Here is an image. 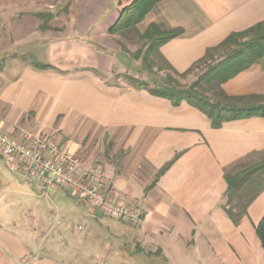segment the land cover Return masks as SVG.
<instances>
[{
    "label": "crops",
    "instance_id": "1",
    "mask_svg": "<svg viewBox=\"0 0 264 264\" xmlns=\"http://www.w3.org/2000/svg\"><path fill=\"white\" fill-rule=\"evenodd\" d=\"M124 5L0 0V130L19 140L25 134L52 136L85 164L102 168L120 200L143 218L134 226L87 204L86 224H78L69 241L70 230L54 213L64 217L78 206L59 194L43 195L28 181L9 182L0 187V201L9 191L19 193L29 223L13 225L18 221L12 212L0 216V264H264L256 230L264 217V189L238 224L222 208L225 172L264 159V116L214 128L186 100L174 105L132 84L129 68L141 61L120 45L140 38L153 23L182 28L152 55L183 73L232 32L263 21L264 0H161L135 28L112 34ZM31 57L52 68L35 67ZM222 86L231 96L264 94V62ZM94 147L102 155L95 157ZM96 158L102 165L92 162ZM59 240L68 245L66 254Z\"/></svg>",
    "mask_w": 264,
    "mask_h": 264
},
{
    "label": "trees",
    "instance_id": "2",
    "mask_svg": "<svg viewBox=\"0 0 264 264\" xmlns=\"http://www.w3.org/2000/svg\"><path fill=\"white\" fill-rule=\"evenodd\" d=\"M160 1L118 0L120 4L126 2V5L121 8L119 18L109 32L115 34L135 28ZM46 27L44 24L40 25L42 30ZM182 33V28L162 29L153 23L140 34V37L147 42L146 54L152 55L162 43ZM159 58L165 62L167 73L155 79L156 85L151 88L147 87L146 82H140L138 86L147 88L156 96L170 99L174 105L186 100L205 113L214 128H219L231 120L264 116V94L231 96L222 86L242 70L255 63L264 62V20L246 30L232 32L218 45L209 47L206 54L183 73L175 71L162 55H159ZM30 60L35 67L52 68L35 57H31ZM188 76L194 78L189 82L180 80ZM126 78L132 84L139 82L137 77ZM170 164L160 169L156 180ZM258 175H264V159L246 168L225 172L228 186L222 208L235 224H238L247 213L248 204L264 189V178L261 182L255 180ZM254 183H256L254 189L247 194L248 186ZM256 230L264 247V217Z\"/></svg>",
    "mask_w": 264,
    "mask_h": 264
},
{
    "label": "built area",
    "instance_id": "3",
    "mask_svg": "<svg viewBox=\"0 0 264 264\" xmlns=\"http://www.w3.org/2000/svg\"><path fill=\"white\" fill-rule=\"evenodd\" d=\"M0 152L16 176L50 196L62 189L83 199L96 213L138 226L139 210L120 200L111 179L98 166H89L49 135L25 134L21 140L0 130Z\"/></svg>",
    "mask_w": 264,
    "mask_h": 264
},
{
    "label": "rangeland",
    "instance_id": "4",
    "mask_svg": "<svg viewBox=\"0 0 264 264\" xmlns=\"http://www.w3.org/2000/svg\"><path fill=\"white\" fill-rule=\"evenodd\" d=\"M129 43V44H128ZM120 45L123 49V51H126L127 53H130V55L132 57H135L137 59H140L141 63L139 65L137 64H132L131 67L129 68L131 70V74L132 76H135L138 78L139 82L134 83V84H138L140 82H146L147 83V87L151 88L153 86H155V79L160 78L162 75H165L167 73V69L165 66V63L158 58V56L156 54H146V48H147V42L145 39H141L140 38H136L135 36L133 38H127V41H121ZM131 45V46H129ZM121 77V74H117L114 75V80L118 81ZM193 76H188L185 78H180V80L184 81V82H189L193 79ZM130 83V82H129ZM145 83V84H146ZM95 142V141H94ZM97 143V141L95 142ZM94 144V143H93ZM96 146V145H94ZM107 149H109L110 146H108L107 144ZM97 148V151L94 153L95 157L102 155V151H100V149L98 147H94V149ZM107 153V155H109V151L106 150L105 151ZM94 160V159H93ZM92 160V162L96 165V164H101L102 162L99 158H96L94 161ZM13 185L14 183L17 182H25L28 183L27 181L23 180L22 178L16 176L15 174H13L8 167L5 164V161L3 159V156H1L0 154V187L3 186V184H5L7 186V184L9 185L10 183ZM11 186V185H10ZM55 194H59L60 196H62L63 199H66L72 206H74L76 208V206H78V210L76 211H71L68 213L64 214V217L61 215L59 217V215H57L56 213H54V219L55 221H57L58 223L61 222L62 224L65 225V227H67V230L69 229L70 231H68L69 234V241L74 240L76 238V236L78 235L77 232V226L80 223L86 224V212L85 211H90L89 207L87 206V203L85 200H83L84 203L82 202H73V198L71 199V195L70 194H66L64 191L62 190H58L56 192H53L52 195ZM24 197H21L18 194H15V192H7L4 194V197L2 198L3 201L0 203L2 204V206H4L3 209L0 208V216L4 217V215L6 213L12 212L13 216H14V220L18 221L15 222L16 224L13 225H18L19 223L23 224L25 223V221H27V223H29V218L26 216V213L24 210H22L21 208H19V200H21ZM52 208L54 209V212L56 211L55 207L51 204ZM66 208V207H63ZM69 208V207H68ZM71 209V207H70ZM59 212V211H58ZM68 214V215H67ZM9 218V217H8ZM19 224V225H21ZM73 228V229H72ZM74 228L76 230H74ZM73 236H72V235ZM61 239V237H60ZM59 243L62 244V246L64 247V252L66 254L67 250H65V248L68 247V245H65L64 242L59 240ZM62 255V254H61ZM63 257V256H61Z\"/></svg>",
    "mask_w": 264,
    "mask_h": 264
}]
</instances>
